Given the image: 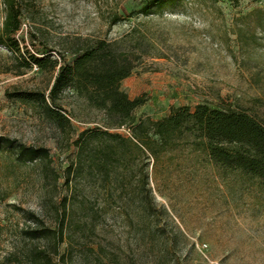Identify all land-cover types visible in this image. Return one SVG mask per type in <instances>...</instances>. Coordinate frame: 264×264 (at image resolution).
Listing matches in <instances>:
<instances>
[{
    "label": "rangeland",
    "instance_id": "obj_1",
    "mask_svg": "<svg viewBox=\"0 0 264 264\" xmlns=\"http://www.w3.org/2000/svg\"><path fill=\"white\" fill-rule=\"evenodd\" d=\"M19 1L17 39L23 53L39 57L70 62L86 41L139 27L149 55L123 82L131 99L145 100L137 119L208 104L245 110L264 124V0H180L150 19L143 11L157 0ZM114 14L122 20L110 27ZM3 20L0 0V29ZM11 58L0 44V138L48 157L30 162L0 152V264H264V190L222 178L192 137L158 159L129 145L103 165L108 155L96 151L77 173L71 143L106 127L104 114L67 91L59 103L71 129L62 134L13 97L48 94L54 75L37 67L18 75ZM110 132L129 137L127 128Z\"/></svg>",
    "mask_w": 264,
    "mask_h": 264
},
{
    "label": "trees",
    "instance_id": "obj_2",
    "mask_svg": "<svg viewBox=\"0 0 264 264\" xmlns=\"http://www.w3.org/2000/svg\"><path fill=\"white\" fill-rule=\"evenodd\" d=\"M179 1L157 0L144 9V17L162 16L167 5ZM2 4L4 20L0 44L11 52L13 70L23 75L22 70L37 67L41 72L54 75L48 94L25 91L15 93L13 97L33 105L62 134L71 129L70 119L59 103L67 91H73L88 109L105 116L106 127L86 129L71 143L75 155L72 166L77 173L84 170L87 160L93 162L91 155L96 151L108 155L102 161L103 165L107 164L109 155L117 157L118 151L129 145L158 159L161 153L177 148L181 141L192 137L194 142L191 144L208 154L222 178L247 179L264 190V124L247 111L230 105L218 109L199 104L193 112L184 107H172L160 121L137 119L135 111L145 100L141 97L131 99L123 82L133 74L138 61L149 55L140 49L146 35L139 27H132L121 38L88 40L72 51L73 59L68 62L64 57H39L28 50L23 53L17 39L23 25L21 3L19 0H2ZM121 20L118 14L112 15L110 27ZM124 128L129 130L128 138L110 132ZM4 150H13L18 157L30 162L48 157L45 149L28 148L0 138V152ZM42 233L43 237L52 234L47 229ZM34 234L37 231L33 238L38 237Z\"/></svg>",
    "mask_w": 264,
    "mask_h": 264
}]
</instances>
